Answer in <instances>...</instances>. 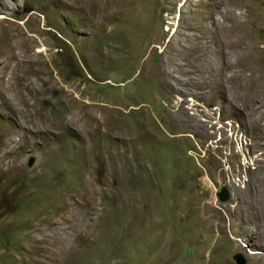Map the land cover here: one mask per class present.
<instances>
[{
	"label": "rangeland",
	"instance_id": "374dc122",
	"mask_svg": "<svg viewBox=\"0 0 264 264\" xmlns=\"http://www.w3.org/2000/svg\"><path fill=\"white\" fill-rule=\"evenodd\" d=\"M237 255L264 264V0H0V264Z\"/></svg>",
	"mask_w": 264,
	"mask_h": 264
},
{
	"label": "water",
	"instance_id": "95a60500",
	"mask_svg": "<svg viewBox=\"0 0 264 264\" xmlns=\"http://www.w3.org/2000/svg\"><path fill=\"white\" fill-rule=\"evenodd\" d=\"M228 192L229 190L227 188H224L221 192H219L218 199L221 203H226L230 200L231 195ZM234 262H236V264H247L246 259L243 255L235 256Z\"/></svg>",
	"mask_w": 264,
	"mask_h": 264
},
{
	"label": "bare ground",
	"instance_id": "6f19581e",
	"mask_svg": "<svg viewBox=\"0 0 264 264\" xmlns=\"http://www.w3.org/2000/svg\"><path fill=\"white\" fill-rule=\"evenodd\" d=\"M43 3H48L49 1H54V0H42ZM81 4H83V0H78ZM35 14V13H34ZM36 15V14H35ZM191 58H195V56H191ZM195 63V62H193ZM15 72V71H14ZM214 225V224H213Z\"/></svg>",
	"mask_w": 264,
	"mask_h": 264
}]
</instances>
